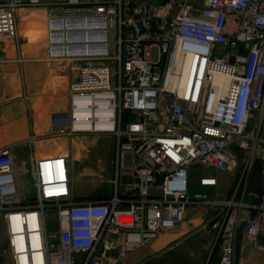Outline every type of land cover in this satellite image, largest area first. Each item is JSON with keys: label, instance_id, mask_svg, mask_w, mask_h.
Instances as JSON below:
<instances>
[{"label": "built area", "instance_id": "obj_1", "mask_svg": "<svg viewBox=\"0 0 264 264\" xmlns=\"http://www.w3.org/2000/svg\"><path fill=\"white\" fill-rule=\"evenodd\" d=\"M25 6L50 9L45 56L75 71L52 133L112 136L113 176L109 196L77 200L70 150L37 157L24 202L0 148L12 264H118L201 207L220 223L219 264H235L239 239L264 251V0H0V30Z\"/></svg>", "mask_w": 264, "mask_h": 264}, {"label": "crops", "instance_id": "obj_2", "mask_svg": "<svg viewBox=\"0 0 264 264\" xmlns=\"http://www.w3.org/2000/svg\"><path fill=\"white\" fill-rule=\"evenodd\" d=\"M131 1H143L154 5L164 3L166 0ZM24 9L18 8L14 13V31L0 30V148H10L19 196L24 202L34 197L31 177L34 158L70 150L72 196L77 200L105 198L111 194L109 177L106 179L108 182L103 183L97 176L102 178L101 174L109 171L112 165V136H92L94 138L88 140L86 136H75L70 139L52 133L53 113L66 106L67 88L75 72L71 71L69 62L47 59L45 43L35 41L33 28L29 29L30 26L23 23L25 20L30 23L34 21V28L43 27L50 9L37 7L30 13H25ZM17 32L20 33V37L26 32L30 38L27 41L19 40ZM100 137L110 139L111 146L108 160L103 161V166L97 168L86 163L93 145L97 144ZM81 140L84 142L88 140L89 150L81 149L82 144L79 143ZM77 147L80 153L75 152ZM78 156L85 159V164L79 168L75 165ZM217 174L231 178L229 189L222 193L224 196L233 184L234 174L230 172ZM30 187L32 194L28 195ZM219 225V220H216L213 214L208 215L206 207H201L173 230L159 233L148 244L128 253L118 264H219L216 245ZM259 241L264 242V239L259 237ZM0 264H12L1 213ZM235 264H264V251L239 239Z\"/></svg>", "mask_w": 264, "mask_h": 264}, {"label": "rangeland", "instance_id": "obj_3", "mask_svg": "<svg viewBox=\"0 0 264 264\" xmlns=\"http://www.w3.org/2000/svg\"><path fill=\"white\" fill-rule=\"evenodd\" d=\"M37 7H39V6H25V7H23V8H25L23 11L25 13H30V11H32V10L35 11L36 10L35 8H37ZM46 8H48V7H46ZM23 23H27V25L30 26V27H28L29 29L33 28L34 31L32 33H35V34H33V39H35V41H37L38 43H40V42L45 43V25L41 28H34L35 27L34 21H32L30 23L27 20H25ZM23 33L26 34V32H23ZM17 35L19 36L20 33L17 32ZM24 35H21V37L19 36V40L27 41V39L29 37H26ZM92 136H95V135H88V136H86V138H89L88 140H90V139L94 138ZM88 140H86V142H84V140L83 141L81 140L82 142L79 141L80 145L82 144V148H81L82 150L83 149L89 150L90 146L87 144ZM110 146H111V140L110 139L105 138V137H100L98 139L97 144L93 145L92 152H91L89 159L87 160L86 164H91L92 167H97V168H99L101 165L103 166V161L108 160V158H109L108 154H109ZM113 147H114V140H113ZM75 152H79V153L81 152V151H79V147L76 148ZM78 158H77L78 161L76 160L75 165L78 166V168H79L85 164V161H84L85 159L83 157L81 158L80 156H78ZM99 163H100V165H99ZM101 175H102V178H100L96 175L97 179L100 181L102 180L103 183L108 182L106 179L108 177L111 178L113 176V166L111 165L110 170L107 171L106 173L105 172L102 173ZM217 175H218V185L215 188V193L219 196H223L222 195L223 191L226 189H229V187H230L231 178L229 176H224V175L219 176V174H217ZM260 175H261L260 158H259V156H257L255 158L253 164H252V170H251L249 177H248V186H249V189L251 192H257V191L261 190L262 185H261ZM31 194H32V189L30 187L29 191H28V195H31ZM208 215H212V213H208ZM49 217H50L49 220L51 222L52 216L50 215ZM49 227L52 230V229H54L55 224L51 222V223H49Z\"/></svg>", "mask_w": 264, "mask_h": 264}, {"label": "bare ground", "instance_id": "obj_4", "mask_svg": "<svg viewBox=\"0 0 264 264\" xmlns=\"http://www.w3.org/2000/svg\"><path fill=\"white\" fill-rule=\"evenodd\" d=\"M25 35H27L30 38V35L28 33H26ZM215 81L216 82H223L226 81L225 76L222 75H216L215 76Z\"/></svg>", "mask_w": 264, "mask_h": 264}]
</instances>
